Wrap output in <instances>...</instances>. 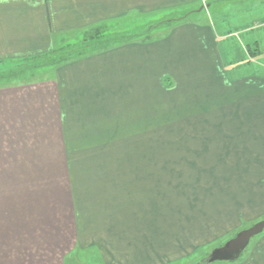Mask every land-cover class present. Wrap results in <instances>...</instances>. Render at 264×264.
Segmentation results:
<instances>
[{
    "label": "crops",
    "instance_id": "0c3cea01",
    "mask_svg": "<svg viewBox=\"0 0 264 264\" xmlns=\"http://www.w3.org/2000/svg\"><path fill=\"white\" fill-rule=\"evenodd\" d=\"M194 1L0 0V63L54 52L80 40L91 27L106 26L114 33ZM169 30L160 39L117 40L0 80V163L4 154H15L16 164H0V171L16 169L17 186H31L29 193L18 188L20 216H32L31 207L34 217L42 216L39 223L0 227V264H77L79 255L87 264L90 251L101 264L113 254L129 264H152L158 235L144 225L141 230L134 215L146 201L140 193L150 187L141 148L148 139L146 127L164 122L159 110L168 104L165 121L234 117L226 114L225 104L233 105L236 94L223 90L235 78L225 73L230 71L225 52L208 24L183 20ZM200 136L206 134L190 133ZM236 141L222 143L220 152L236 151L239 158L240 149L245 156L252 151L264 164L259 142ZM193 146L207 152L201 140ZM59 171L64 175L60 185L53 177ZM76 179H93L95 186L77 187ZM224 184L223 191L207 193L208 204L202 201L206 207L195 211L199 243L215 247L218 238H231L264 219L262 182L256 188L240 179ZM226 264H264V230L239 260Z\"/></svg>",
    "mask_w": 264,
    "mask_h": 264
},
{
    "label": "rangeland",
    "instance_id": "374dc122",
    "mask_svg": "<svg viewBox=\"0 0 264 264\" xmlns=\"http://www.w3.org/2000/svg\"><path fill=\"white\" fill-rule=\"evenodd\" d=\"M172 7L160 14L137 19L136 25L126 26L114 33L106 26L96 29L91 27L80 40L66 44L48 54L46 61H44L45 56H39L35 60L2 62L0 77L9 76L23 69L30 71L37 68H32L37 65L58 64L76 58L84 51L102 49L117 41L119 35H128L132 40H153L163 37L162 35L168 33L169 28L179 21L208 24L214 40L217 44L221 43L225 52V62L230 70L225 73L229 74V79L235 78L230 80L234 83L232 86L223 88L230 95L236 93L233 94V105L227 108L225 104L226 114L231 112L234 117L186 122L183 116H178L172 122L163 118L167 114L166 110H171L172 106L168 104L164 109L161 108L160 120L164 122L160 124L161 126L156 124L146 127L145 133L148 139L141 144L148 158L149 172L146 176L150 181V187L140 193L146 194V201L143 203L144 206H138L134 213L139 220V228L142 225L147 226L150 232L158 235L155 242L156 251L152 250L153 253L149 257L152 264H204V259L210 250L230 238H218L215 247L208 244L210 242L199 243V237L195 234L197 227L194 221L197 214L195 211L202 209L203 206L206 207L204 202L208 204L207 193H214L225 185V181L231 180H245L252 188H256L260 182L264 185V164L256 159L259 155L254 157L251 151L250 155L245 156L243 149L238 151L239 158L236 157V151L220 152V147L230 144L235 138L238 139L236 142H247V146L251 145L250 141L259 142V150H264V0H196L178 3ZM181 18L183 19L180 20ZM260 91H263L261 92L263 94L257 93ZM192 131H202L206 136H200L198 139L190 137ZM200 140L201 144H205L206 153L197 152L200 148L193 149V142L199 144ZM118 147L116 146L117 149ZM100 149L109 153L108 147H100ZM215 155L220 157L226 155V157L222 161L213 158L211 161V157ZM260 156H262L260 160L263 161L264 153ZM1 159L0 164L3 166L16 165L15 154H4ZM53 169L56 171V167ZM59 173L60 171L53 175L54 178L59 179L56 181L58 185L64 177ZM78 176L83 175L79 173ZM76 184L77 187L95 186L93 179H76ZM18 188L27 189L29 193L31 186L29 184L17 186L16 169L6 168L5 171H0V227L42 222V216L34 217L37 214L33 211L36 210L33 207L29 208L30 204L25 209L32 210L28 213L32 216H20L18 197L23 194ZM40 193L41 191L31 194ZM204 221L203 228L206 229ZM166 227H170L169 233H165ZM80 252L82 251L76 254ZM103 253L109 255L108 253L111 252L103 250ZM91 254L93 253L90 251L87 255L88 260L86 257L87 264H101L100 260L98 258L95 260ZM107 259V264L126 263V257L114 254ZM77 260V264H82L83 255H79Z\"/></svg>",
    "mask_w": 264,
    "mask_h": 264
},
{
    "label": "water",
    "instance_id": "95a60500",
    "mask_svg": "<svg viewBox=\"0 0 264 264\" xmlns=\"http://www.w3.org/2000/svg\"><path fill=\"white\" fill-rule=\"evenodd\" d=\"M264 219L249 228L242 229L235 236L227 239L223 244L216 246L207 254L205 263L234 262L240 259L241 254L248 248L250 240L262 233Z\"/></svg>",
    "mask_w": 264,
    "mask_h": 264
},
{
    "label": "trees",
    "instance_id": "16d2710c",
    "mask_svg": "<svg viewBox=\"0 0 264 264\" xmlns=\"http://www.w3.org/2000/svg\"><path fill=\"white\" fill-rule=\"evenodd\" d=\"M183 18H181L180 20H182ZM126 38H129V36L128 35H126V36H121V35H119L116 39L117 40H123V39H126ZM48 54H50V53H47L46 55H41V56H45L44 57V61H46V58L47 57H49L48 56ZM39 56H35V58H30V60L32 59V60H35L36 58H38ZM48 65V64H47ZM43 66H46V65H37V66H33L32 68H35V67H43ZM24 71H25V69H23L22 71H18V72H13L12 74H10L9 76H2L1 75V77H0V80L1 79H4V78H12V77H15L16 75H20L21 73H24Z\"/></svg>",
    "mask_w": 264,
    "mask_h": 264
}]
</instances>
